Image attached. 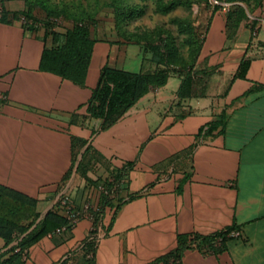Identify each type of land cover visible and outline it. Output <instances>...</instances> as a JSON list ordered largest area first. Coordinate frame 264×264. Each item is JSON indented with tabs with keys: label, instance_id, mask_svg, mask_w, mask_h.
I'll return each mask as SVG.
<instances>
[{
	"label": "crops",
	"instance_id": "1",
	"mask_svg": "<svg viewBox=\"0 0 264 264\" xmlns=\"http://www.w3.org/2000/svg\"><path fill=\"white\" fill-rule=\"evenodd\" d=\"M10 3L4 9L17 11ZM225 20L224 11L211 14L204 36L201 59L213 70L204 97L179 100L181 78L170 76L105 130L87 113L100 70L154 72L141 48L97 39L79 86L40 70L50 37L10 15L0 22V185L36 200L38 222L63 197L76 210L98 205V186L127 168L96 235L81 218L30 245L21 264H154L177 247V235L229 227L222 252L187 249L179 264H264V19L252 38L241 24L232 39ZM241 60L249 61L244 79L235 77ZM220 117L222 131L207 134ZM87 241L94 253L86 252ZM15 245L0 238V253Z\"/></svg>",
	"mask_w": 264,
	"mask_h": 264
},
{
	"label": "trees",
	"instance_id": "2",
	"mask_svg": "<svg viewBox=\"0 0 264 264\" xmlns=\"http://www.w3.org/2000/svg\"><path fill=\"white\" fill-rule=\"evenodd\" d=\"M144 1V0H141ZM160 5L164 11L171 10L177 6L184 4L183 1L173 0L163 7L164 0H154ZM219 2L232 3L234 0H215ZM4 0H0L1 16L0 22H6L8 15L13 20H20L27 30L37 31L35 24L36 18L30 9L26 11L9 12L3 7ZM32 6V4H31ZM38 7L39 3L33 4ZM225 13V33L228 39H232L243 20H248L247 28H249L250 36L256 30L257 19H250L240 7L234 8ZM222 7L216 5L214 13L221 11ZM136 10H118L121 18L132 17ZM81 20V19H80ZM79 21V20H78ZM44 35L51 38L52 48L45 49L41 56L40 70L55 74L62 79L71 81L72 83L84 86L85 75L89 66L93 44L97 41L91 37L89 29L86 25L77 22L71 29L65 33L53 31L51 26H47ZM138 46H141L143 56L148 59L154 66L155 70L149 74L129 73L121 70L103 67L100 70L96 87L92 90L91 98L87 104V113L89 117L101 119L102 124L100 130H105L113 123L122 118L127 110L143 95L152 89L163 86L168 76L167 62L160 52L162 47H170V42L166 41L160 47L150 46L146 43L142 45L138 39ZM203 42L199 45L201 52ZM150 56V57H148ZM249 61L241 60L239 63L236 78L244 79L245 72L248 68ZM181 78L180 86L177 90V98L186 100L191 98L204 97V80L202 77L192 74H178ZM258 87H254L249 92L255 91ZM264 89V87H260ZM224 127L223 118L211 122L207 126V134H211L215 130ZM79 143V142H77ZM76 145V144H75ZM84 143L80 142V146ZM74 147V144H73ZM89 148H86L82 154V159L76 167V173L79 169L84 168L83 159ZM126 169L117 170L111 173L113 183L104 181L105 187H111L118 184L125 176ZM93 184V183H91ZM132 198V197H131ZM130 198V199H131ZM112 201L104 195H100L98 213L94 214L92 225L97 226L103 218L104 208L111 206ZM118 206L116 207V210ZM58 205L55 209L49 210L46 215L37 222L38 214L36 212V200L22 193L9 189L0 185V238L5 245L16 242L5 252L0 253V264H21L25 255V250L43 236H48L56 229L67 226L68 222L62 215ZM115 210V212H116ZM70 229V228H68ZM234 231V227H229L224 231L208 236L191 234L177 235V247L168 254L155 260L154 264H179L182 254L185 250L196 248L201 253L218 254L225 249L226 241L229 234ZM86 252L94 253L92 242H85ZM18 248V251L15 249Z\"/></svg>",
	"mask_w": 264,
	"mask_h": 264
},
{
	"label": "rangeland",
	"instance_id": "3",
	"mask_svg": "<svg viewBox=\"0 0 264 264\" xmlns=\"http://www.w3.org/2000/svg\"><path fill=\"white\" fill-rule=\"evenodd\" d=\"M8 1L12 6L15 5L14 8H18L17 11L30 9L37 21L36 29L42 32L47 26H51L53 31L65 33L80 21L88 27L94 39H113L133 45L140 39L142 45L146 43L153 47H160L168 41L170 47H162L160 51L168 63L166 66L168 76L179 77L178 74L195 73L204 80V94L213 70L204 64L198 48L204 40L216 5H220L221 11L225 13L240 7L247 17L264 19V0H234L232 3L215 0H180L184 2L183 5L168 11L162 10L159 3L154 0ZM170 1L173 0H164L163 7ZM37 3L39 6L34 7L33 4ZM121 8L134 9L136 12L132 17L121 18L118 14ZM247 23V19L241 22L245 27ZM136 48L129 47L123 56L127 60L132 59ZM82 173L79 169L77 177H81Z\"/></svg>",
	"mask_w": 264,
	"mask_h": 264
},
{
	"label": "built area",
	"instance_id": "4",
	"mask_svg": "<svg viewBox=\"0 0 264 264\" xmlns=\"http://www.w3.org/2000/svg\"><path fill=\"white\" fill-rule=\"evenodd\" d=\"M0 16H1V9H0ZM256 30L253 32V36L255 35ZM1 98V95H0ZM98 194L104 195L108 197L109 199H114L116 196V187L112 185L111 187H105L104 185H100L97 188ZM60 209L62 215L65 217V219L68 222L67 226H62L58 229H56L54 232L49 234L48 236H53L56 234H63L68 230V228H73L78 221L81 218L88 219L89 221L92 222L94 218V214L98 213L99 208L96 204H92L91 202H87L81 210H76L72 204V202L67 198L63 197L59 201ZM91 233H94L96 235L97 227L93 225V227L90 229ZM94 235V236H95ZM231 236H237V233H232Z\"/></svg>",
	"mask_w": 264,
	"mask_h": 264
}]
</instances>
